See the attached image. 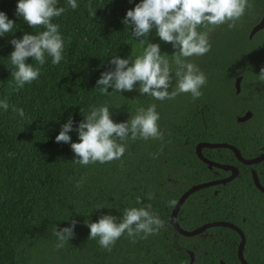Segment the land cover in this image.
<instances>
[{
  "label": "trees",
  "instance_id": "obj_1",
  "mask_svg": "<svg viewBox=\"0 0 264 264\" xmlns=\"http://www.w3.org/2000/svg\"><path fill=\"white\" fill-rule=\"evenodd\" d=\"M139 2L77 0L78 7L72 9L68 0H57L56 6L65 11L52 22L59 25L64 41L63 59L54 65L45 53V63L39 65L27 58L25 62L38 67L40 75L16 90L10 41L45 29L32 28L16 15L18 0H0V11L16 23L13 32L0 36V100L7 98L9 104L7 111L0 108V264H190L187 249H192V241L199 245L193 264H206L203 250L207 239L176 233L169 219L183 192L203 180L190 168L195 164L200 170L204 165L195 147L218 138L225 119L221 100L234 94L236 77L243 75V88L264 85L258 79L264 67V29L250 38L251 30L264 16V0H249L251 6L234 28L224 24L208 33L211 51L194 61L207 77L198 99L180 94L159 101L142 95L139 83L133 91L114 92L110 87V94L103 95L96 89V81L102 72L114 67L109 63L111 57L135 58L143 53L144 45L133 37L132 26L123 23L126 12ZM198 31L208 29L200 27ZM147 39L158 43L161 54L172 61L176 49L162 41L155 28ZM174 88L175 80L169 90ZM152 104L159 113L162 139L118 140L126 144L119 160L82 166L74 163L70 143L55 142L70 117L75 129L94 107L107 105L113 121L120 123L135 115L138 108L147 109ZM15 109H23L24 116ZM230 122L237 124L235 120L226 124ZM69 135L72 142H79L77 131ZM82 178L84 182L77 188ZM205 191L190 195L179 211L187 229L192 227L189 222L198 220L206 210ZM148 205L165 222L155 234L143 238L141 233L133 242L125 233L111 251L101 248L98 238L88 239L86 222H97L108 214L119 222L125 209ZM220 205L229 208L234 204L213 203L211 215L219 214ZM73 221L75 235L57 248L55 230ZM226 231L223 241L211 240L216 247L213 262L218 260L219 244L226 255L235 253V232Z\"/></svg>",
  "mask_w": 264,
  "mask_h": 264
},
{
  "label": "clouds",
  "instance_id": "obj_2",
  "mask_svg": "<svg viewBox=\"0 0 264 264\" xmlns=\"http://www.w3.org/2000/svg\"><path fill=\"white\" fill-rule=\"evenodd\" d=\"M56 5L57 0H18L16 15L32 28L43 26L45 30L37 34L25 33L22 38L10 41L14 46L10 61L16 90L40 75L38 67L25 62L27 58L31 57L39 65L45 63V53L52 57L54 65L63 59L64 41L59 25L52 20L59 17L65 8ZM68 5L72 9L77 8V0H68ZM250 6L249 0H140L126 12L123 23L132 26L133 37L144 45L143 53L135 58H122L119 55L111 57L109 63L114 67L101 73L96 81V89L103 95L110 94V87L114 92H130L139 83L142 95L147 94L159 101L171 100L180 94H191L194 100L198 99L203 95L201 89L207 84V77L187 58L210 52L208 33L224 24L229 29L234 28ZM15 24L5 12L0 11V36L13 32ZM200 27L208 31H198ZM153 28L162 41L171 43L176 49L171 62L161 54L158 43L148 41ZM258 79L264 82V67L260 69ZM173 80L175 88L170 91ZM0 108L8 110L7 98L0 100ZM15 111L21 117L24 116L23 109ZM159 119L155 104L147 109L138 108L135 115L120 123L113 121L107 105L94 107L75 129L70 117L62 125L55 142L70 143L76 164L87 166L96 162L109 163L121 159L126 152V144L118 143V140L162 139ZM73 130L77 131L79 142H72L69 133ZM83 182L82 178L76 187H81ZM137 202H140V197H137ZM150 207L125 209L119 222L110 214L103 215L97 222H86L90 229L88 239L98 238L100 247L111 251L125 233L133 242L141 233L143 238L155 234L164 228L165 222L151 212ZM75 226L76 221H73L70 226L55 230L57 248L63 247L75 235Z\"/></svg>",
  "mask_w": 264,
  "mask_h": 264
},
{
  "label": "flooded vegetation",
  "instance_id": "obj_3",
  "mask_svg": "<svg viewBox=\"0 0 264 264\" xmlns=\"http://www.w3.org/2000/svg\"><path fill=\"white\" fill-rule=\"evenodd\" d=\"M240 76L242 80L238 90L236 80ZM242 82L243 75H238L234 83V94L227 95L221 100V112L225 119L218 131V138L214 141H206L225 143L236 149L203 147L202 154L209 162L200 159L196 152L204 165L200 170L195 164L190 165V168L193 173L198 174L197 176H202L203 180L191 186L206 182L213 183L200 189L206 190L202 194L206 210L201 213L198 220L189 222L191 229L185 227V221H181L184 219L179 216V213L177 220L180 226L187 230L214 222L233 223L245 235L244 257L248 263L264 264V85L255 84L250 85L249 88H243ZM245 89L249 90L245 92ZM206 96H210L209 90ZM245 116L247 118L242 119ZM230 120L232 122L235 120L237 124L233 125L231 122L226 124ZM226 201L234 205L229 208L220 205L222 209L219 214L211 215L213 203L216 205V203ZM173 229L180 234L175 227ZM226 229L235 232L233 235L236 244L235 253L226 255L222 244H219L217 247L220 252L216 254L218 260L213 262V249L216 247L211 240L219 238L223 241L227 233ZM198 235L203 236L208 242L203 250L206 264L210 261L213 264H243L238 256V248L242 239L240 232L227 226L215 225L205 228ZM191 247L192 249H187V252L190 255V264H193L196 260V253L199 251V245L192 241ZM223 256H227L230 261L229 259L226 261Z\"/></svg>",
  "mask_w": 264,
  "mask_h": 264
},
{
  "label": "water",
  "instance_id": "obj_4",
  "mask_svg": "<svg viewBox=\"0 0 264 264\" xmlns=\"http://www.w3.org/2000/svg\"><path fill=\"white\" fill-rule=\"evenodd\" d=\"M262 29H264V16L262 17L260 22L258 24H256L253 27V29L251 30L250 38H252L257 32H259ZM241 80H242L241 76L238 77L237 80H236V87H237L238 90L240 89ZM246 118H247V116L243 117L242 119L245 120ZM203 147H231V148H234V146L228 145V144H225V143H210V142H206V141L199 142L196 145V152L199 155L200 159H202L205 162H209V161L202 154V148ZM234 149H236V148H234ZM212 184H213L212 182L200 183V184L193 185L189 189H187L180 196V198L176 202L175 206L173 207L172 212H171V216H170V223H171V225L173 227H175L177 229V231L181 235H184V236H187V237L196 236V235L200 234L205 228L210 227V226H215V225H223V226H227V227L235 229L236 231L240 232V234L242 236V239H241V242H240L239 248H238V256H239V258H240V260H241V262L243 264H250V263H248V261L244 257V247H245V242H246L245 235L242 232V230H240L233 223H229V222H214V223H209V224H206L204 226L198 227V228L193 229V230H187V229L182 228L180 226L178 220H177L178 213L181 210V208H182L184 202L186 201V199L190 195H192L194 192H196V191H198V190H200L202 188H205L207 186H210ZM191 254L193 255V252H191ZM222 264H225V263H222Z\"/></svg>",
  "mask_w": 264,
  "mask_h": 264
},
{
  "label": "rangeland",
  "instance_id": "obj_5",
  "mask_svg": "<svg viewBox=\"0 0 264 264\" xmlns=\"http://www.w3.org/2000/svg\"><path fill=\"white\" fill-rule=\"evenodd\" d=\"M198 56H192V57H189V58H187L188 59V62H191V63H193L194 64V61H196ZM248 88L250 87V86H247ZM249 89H245V92H247Z\"/></svg>",
  "mask_w": 264,
  "mask_h": 264
}]
</instances>
